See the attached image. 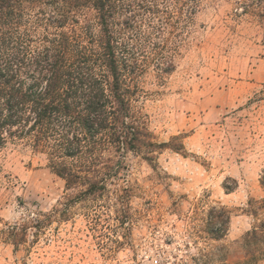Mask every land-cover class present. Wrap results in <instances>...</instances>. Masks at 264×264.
Returning <instances> with one entry per match:
<instances>
[{"label": "rangeland", "instance_id": "obj_1", "mask_svg": "<svg viewBox=\"0 0 264 264\" xmlns=\"http://www.w3.org/2000/svg\"><path fill=\"white\" fill-rule=\"evenodd\" d=\"M237 4L199 0L171 30L169 74L150 49L135 107L160 143L184 148L151 163L130 154L103 200L67 208L78 191L45 155L0 150V264H195L201 253L204 264H254L244 237L264 220L251 206L264 199V16ZM213 208L231 215L220 241L204 232Z\"/></svg>", "mask_w": 264, "mask_h": 264}, {"label": "trees", "instance_id": "obj_2", "mask_svg": "<svg viewBox=\"0 0 264 264\" xmlns=\"http://www.w3.org/2000/svg\"><path fill=\"white\" fill-rule=\"evenodd\" d=\"M198 2L0 0V150L22 144L45 155L67 190L78 191L67 208L103 200L130 154L151 163L166 148L182 151L156 139L135 103L150 49L160 74L175 70L171 30L189 23ZM237 2L264 16V0ZM254 204L264 211V199ZM251 214L257 220L255 207ZM230 220L228 211L213 208L205 234L222 240ZM244 247L254 264L264 258V220L246 234ZM201 255L191 260L207 263Z\"/></svg>", "mask_w": 264, "mask_h": 264}]
</instances>
